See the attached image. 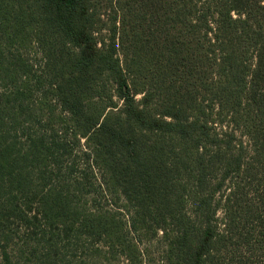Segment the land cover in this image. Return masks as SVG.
<instances>
[{"label": "trees", "instance_id": "16d2710c", "mask_svg": "<svg viewBox=\"0 0 264 264\" xmlns=\"http://www.w3.org/2000/svg\"><path fill=\"white\" fill-rule=\"evenodd\" d=\"M91 167L117 210L79 200ZM15 226L31 256L60 231L128 264H264V0H0L1 242Z\"/></svg>", "mask_w": 264, "mask_h": 264}, {"label": "rangeland", "instance_id": "374dc122", "mask_svg": "<svg viewBox=\"0 0 264 264\" xmlns=\"http://www.w3.org/2000/svg\"><path fill=\"white\" fill-rule=\"evenodd\" d=\"M87 161L84 156H78L77 162L80 170L88 166ZM89 164L91 163L89 162ZM88 171L90 178L85 182L91 183L93 190L96 189L98 193L96 194L92 190L89 194H82L79 200L82 203L85 202L88 208L95 206V208L117 210L123 202L100 189L101 174L97 169L91 167V170ZM81 172L79 171L78 174ZM15 229L16 233H12L13 239L11 241L8 243L0 241V264H128L123 257L108 253L102 244L94 240L87 239L85 236H70L60 231H56L57 238H49L50 233L46 235L42 240L43 243L34 251V256H31V247L25 244L30 238L29 233L21 226H15ZM55 240L58 242V248H52L51 259H49L47 253L51 249L45 245V242H54ZM29 244L34 245L32 242ZM140 248L147 259L151 258L157 262L162 259L166 247L159 234L150 241L143 239Z\"/></svg>", "mask_w": 264, "mask_h": 264}]
</instances>
